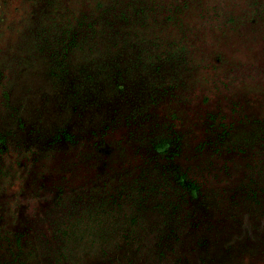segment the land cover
<instances>
[{"label": "rangeland", "instance_id": "obj_1", "mask_svg": "<svg viewBox=\"0 0 264 264\" xmlns=\"http://www.w3.org/2000/svg\"><path fill=\"white\" fill-rule=\"evenodd\" d=\"M0 264H264V0H0Z\"/></svg>", "mask_w": 264, "mask_h": 264}]
</instances>
